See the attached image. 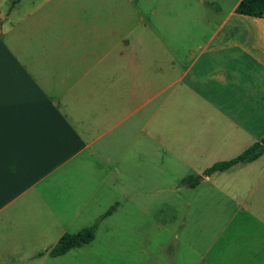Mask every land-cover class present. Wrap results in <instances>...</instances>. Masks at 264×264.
Listing matches in <instances>:
<instances>
[{
  "label": "crops",
  "instance_id": "0c3cea01",
  "mask_svg": "<svg viewBox=\"0 0 264 264\" xmlns=\"http://www.w3.org/2000/svg\"><path fill=\"white\" fill-rule=\"evenodd\" d=\"M196 1L0 0V264H264V148L204 174L264 138V17Z\"/></svg>",
  "mask_w": 264,
  "mask_h": 264
},
{
  "label": "trees",
  "instance_id": "16d2710c",
  "mask_svg": "<svg viewBox=\"0 0 264 264\" xmlns=\"http://www.w3.org/2000/svg\"><path fill=\"white\" fill-rule=\"evenodd\" d=\"M235 12L245 15L264 17V0H241L235 7ZM264 148V138L254 143L240 155L229 160L219 161L204 170L205 175L214 171H223L238 162H248L260 154ZM260 149L259 151H257ZM94 237L91 228L85 227L75 233H64L51 250L52 255H60L71 248L89 243Z\"/></svg>",
  "mask_w": 264,
  "mask_h": 264
},
{
  "label": "rangeland",
  "instance_id": "374dc122",
  "mask_svg": "<svg viewBox=\"0 0 264 264\" xmlns=\"http://www.w3.org/2000/svg\"><path fill=\"white\" fill-rule=\"evenodd\" d=\"M211 1H215L214 4H217L220 6V8L223 9H228L229 7H231V5L233 4V2L235 0H203V7L206 8L209 7V9H212L211 7L214 8V6H210ZM169 4V5H173V4H185L187 5V7H191L193 6L194 8L196 7H200L198 5V2L196 0H154V4H156V6H162L163 4ZM147 4V0H140V5L145 6ZM213 10V9H212ZM195 11V15H198V12L196 9H194ZM209 15L210 16H215V14L212 11H209ZM162 206H155V211L157 212V210L161 209ZM135 217V218H133ZM139 217V218H138ZM140 217H143L141 214L137 215V216H131L130 218L128 217H124L123 221L121 222L122 225V232H131V230H134L136 228H139L138 232H143L145 229L147 230V232H154V236H155V241H154V246L153 249H151V251H154L153 253H155L156 256H158V258L162 257V252H161V244L164 240V238L166 237V234L164 232H167L164 229V222L160 219L158 220V218L161 217H156V222H152L149 221L147 224L142 222L143 220L140 219ZM166 223V222H165ZM114 224V223H113ZM142 253H139L140 259L142 258H146L145 255V250H140Z\"/></svg>",
  "mask_w": 264,
  "mask_h": 264
},
{
  "label": "water",
  "instance_id": "95a60500",
  "mask_svg": "<svg viewBox=\"0 0 264 264\" xmlns=\"http://www.w3.org/2000/svg\"><path fill=\"white\" fill-rule=\"evenodd\" d=\"M260 149H258L257 151H259Z\"/></svg>",
  "mask_w": 264,
  "mask_h": 264
}]
</instances>
